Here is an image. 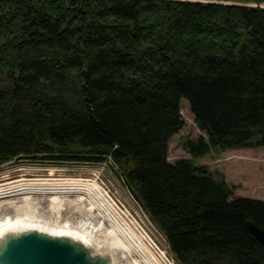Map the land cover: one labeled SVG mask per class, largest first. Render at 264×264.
I'll return each instance as SVG.
<instances>
[{
    "label": "trees",
    "instance_id": "1",
    "mask_svg": "<svg viewBox=\"0 0 264 264\" xmlns=\"http://www.w3.org/2000/svg\"><path fill=\"white\" fill-rule=\"evenodd\" d=\"M222 1L0 0V165L110 157L177 264H264V199L168 160L182 97L192 157L264 146V0Z\"/></svg>",
    "mask_w": 264,
    "mask_h": 264
},
{
    "label": "rangeland",
    "instance_id": "2",
    "mask_svg": "<svg viewBox=\"0 0 264 264\" xmlns=\"http://www.w3.org/2000/svg\"><path fill=\"white\" fill-rule=\"evenodd\" d=\"M247 4L255 5L254 2ZM7 82L6 74L0 69V85ZM180 115L183 126L167 141L168 160L174 161L177 158L186 157L192 159L196 165H205L214 177L223 178L233 186L230 198L247 196L264 199V146L215 148L202 157H192L185 148V141L194 140L199 135L206 136V133L197 126L188 101L184 97L180 100ZM21 179L48 181L47 183L69 181L95 183V186L88 188L90 192L86 190L76 193H32L26 195L25 204L22 194L2 198L4 203L14 200L17 206L28 210L33 219L35 218L34 221L42 225L40 228L52 231L60 227L70 228L69 230L72 231L86 233L84 235L89 236L88 239L95 245H103L101 242L103 239L107 240L105 233L110 229V222L114 219L110 209L107 208L109 211L104 212L105 206L101 204V201L106 198L104 200L111 203L124 217V224L137 237L142 248L134 245L130 237L128 241L126 240L129 247L125 249L128 251L124 248L109 250L103 245L98 247L99 252L110 251L113 255V264H150V260L156 264H177L161 232L134 201L132 191L127 188L123 180L122 168L110 157L97 161L23 157L0 165V184ZM106 194H110L116 204ZM52 197H55L54 200ZM14 214L12 207L0 206V217Z\"/></svg>",
    "mask_w": 264,
    "mask_h": 264
},
{
    "label": "bare ground",
    "instance_id": "3",
    "mask_svg": "<svg viewBox=\"0 0 264 264\" xmlns=\"http://www.w3.org/2000/svg\"><path fill=\"white\" fill-rule=\"evenodd\" d=\"M47 182L25 181L21 179L17 181H11V182L0 184V206L5 205L6 207L8 206L12 207V209L15 212L13 216L3 215L2 217H0V237H2L4 234L8 232L17 233V232H21V231L28 230V229H36V230L47 232L53 235L70 237L72 239L82 242L84 245L88 247H91L96 252H99L98 247L99 246L103 247V245L105 246L106 249H109V250L128 248L129 246L126 243L128 239H130V237L132 238L131 240L134 243V245L136 244L138 248H142L137 237L131 232L129 227H127L124 224V221H125L124 217L121 216L119 211L116 210L112 205H110L109 202H106V200L104 199L101 201V204L105 206V209L103 208L104 212L109 211L107 210V208L110 209L114 215L113 217L114 219L113 221H111L112 223L110 222V229L107 230L105 233V236H106L105 238L107 240L103 239V241L101 242L103 245H100L97 243L99 246L95 245L92 241H90V239H88L89 236L87 237L84 235L86 233H83V232L79 233V231L78 232L72 231V230H69L70 228L66 229V227H60V228H55V231L40 228V226L42 225H40L39 223H36L35 222L36 220L34 221L35 218L33 219V217L30 215L31 213L27 212L28 210H26L24 207L17 206V203L14 200H10L8 203H4L5 201L2 200V198H4L5 196H13L15 194H22V198H24L23 201L25 204L26 203L25 201L27 199L26 195H29L32 193H45V192L55 193V194L56 193H66V192L76 193V192H81V191L85 192L86 190L89 191L88 190L89 187L95 186L94 182H91V183H86V182L83 183L80 181H71V182L69 181L66 183L64 182L47 183ZM54 198L55 197H52L53 200ZM122 239H124L125 241ZM105 252H108L111 254V256H113L110 251H105ZM150 264H156V263L150 260Z\"/></svg>",
    "mask_w": 264,
    "mask_h": 264
},
{
    "label": "water",
    "instance_id": "4",
    "mask_svg": "<svg viewBox=\"0 0 264 264\" xmlns=\"http://www.w3.org/2000/svg\"><path fill=\"white\" fill-rule=\"evenodd\" d=\"M247 227L264 248V228L251 221ZM0 264H113V258L70 237L28 229L0 237Z\"/></svg>",
    "mask_w": 264,
    "mask_h": 264
},
{
    "label": "built area",
    "instance_id": "5",
    "mask_svg": "<svg viewBox=\"0 0 264 264\" xmlns=\"http://www.w3.org/2000/svg\"><path fill=\"white\" fill-rule=\"evenodd\" d=\"M128 188V187H127ZM107 196H108V198L111 200V201H113L115 204H116V202H115V200L111 197V195L110 194H106ZM133 197V196H132ZM104 199H106V198H104ZM134 199V201L136 202V204L142 209V207H141V205L139 204V202L136 200V198H133ZM108 202V201H107ZM110 205H111V203H110ZM127 212V211H126ZM128 213V212H127ZM129 214V213H128Z\"/></svg>",
    "mask_w": 264,
    "mask_h": 264
}]
</instances>
